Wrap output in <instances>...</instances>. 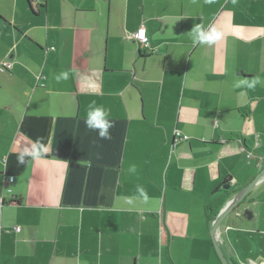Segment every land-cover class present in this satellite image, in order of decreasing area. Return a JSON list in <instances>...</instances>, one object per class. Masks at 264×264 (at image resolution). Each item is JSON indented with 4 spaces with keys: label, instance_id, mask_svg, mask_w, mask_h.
Returning <instances> with one entry per match:
<instances>
[{
    "label": "crops",
    "instance_id": "1",
    "mask_svg": "<svg viewBox=\"0 0 264 264\" xmlns=\"http://www.w3.org/2000/svg\"><path fill=\"white\" fill-rule=\"evenodd\" d=\"M142 24L151 51L128 36ZM196 24L224 38L193 44ZM7 59L0 264H222L210 220L264 169V0H0ZM93 104L110 140L85 126ZM241 205L219 242L264 264V176Z\"/></svg>",
    "mask_w": 264,
    "mask_h": 264
},
{
    "label": "clouds",
    "instance_id": "2",
    "mask_svg": "<svg viewBox=\"0 0 264 264\" xmlns=\"http://www.w3.org/2000/svg\"><path fill=\"white\" fill-rule=\"evenodd\" d=\"M212 2V0H208ZM235 2V0H233ZM224 38V34L215 25H209L204 27L200 24H196L191 32V39L193 44L199 45H215ZM69 71L65 70L56 75L57 82L61 80L69 79ZM256 83L260 81H253L249 84V87H254ZM239 86V82L237 84ZM85 126L88 130L98 134V137L102 140H110V129L114 127V121L109 118L107 109L103 106H97L95 104L89 106V110L84 119ZM45 149L37 142L30 145L23 146L20 151L16 153L17 163L19 165H25L29 161H36L45 155ZM130 173L136 172V166L131 165L128 169ZM137 192L140 197L145 201L148 199L146 191L142 187H137Z\"/></svg>",
    "mask_w": 264,
    "mask_h": 264
},
{
    "label": "water",
    "instance_id": "3",
    "mask_svg": "<svg viewBox=\"0 0 264 264\" xmlns=\"http://www.w3.org/2000/svg\"><path fill=\"white\" fill-rule=\"evenodd\" d=\"M264 176V169H262L255 178L246 186L244 187L236 196H234L229 202L225 204V206L220 210L217 217L213 220L211 224V238L213 239V244L215 247V251L217 252L222 264H230L229 260L227 259L224 251L221 247L219 242V235L218 231L220 226L225 222L226 218L235 212L236 215L239 214L237 208L240 207L241 202L244 200L248 192L262 179ZM226 188L230 185H225Z\"/></svg>",
    "mask_w": 264,
    "mask_h": 264
},
{
    "label": "built area",
    "instance_id": "4",
    "mask_svg": "<svg viewBox=\"0 0 264 264\" xmlns=\"http://www.w3.org/2000/svg\"><path fill=\"white\" fill-rule=\"evenodd\" d=\"M129 38L133 39L134 41L138 42V44L143 48V49H149L150 51L152 50L150 39L148 36L147 28L144 24H142L135 32L131 33L128 35ZM3 66L6 67H11L12 62L7 61L3 63ZM189 137L187 135H183L180 131H177L173 140V146L178 145L183 140H187ZM14 178L11 176L10 180L12 181ZM17 231H19L20 226L15 227Z\"/></svg>",
    "mask_w": 264,
    "mask_h": 264
},
{
    "label": "trees",
    "instance_id": "5",
    "mask_svg": "<svg viewBox=\"0 0 264 264\" xmlns=\"http://www.w3.org/2000/svg\"><path fill=\"white\" fill-rule=\"evenodd\" d=\"M148 36H149V35H148ZM149 39H150V38H149ZM137 43H138V42H137ZM139 46H140V45H139ZM140 48L143 49L141 46H140ZM143 50H145V49H143ZM145 51H149V49H146ZM7 61H10V60L7 59V60L3 61V62L0 64V71H5V70H9V69H11L12 66H11V67L3 66V63H4V62H7ZM217 215H218V213H216L213 217L216 218ZM212 221H213V220L211 219V220H210V223H211V224H212Z\"/></svg>",
    "mask_w": 264,
    "mask_h": 264
},
{
    "label": "rangeland",
    "instance_id": "6",
    "mask_svg": "<svg viewBox=\"0 0 264 264\" xmlns=\"http://www.w3.org/2000/svg\"><path fill=\"white\" fill-rule=\"evenodd\" d=\"M240 210H241V211H245V210H242V205L240 206Z\"/></svg>",
    "mask_w": 264,
    "mask_h": 264
}]
</instances>
